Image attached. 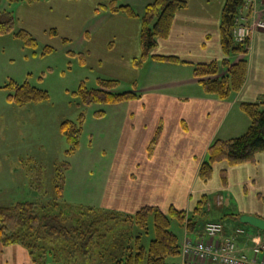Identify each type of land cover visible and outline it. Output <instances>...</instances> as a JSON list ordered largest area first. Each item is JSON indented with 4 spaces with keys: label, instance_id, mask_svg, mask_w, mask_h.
Returning <instances> with one entry per match:
<instances>
[{
    "label": "crops",
    "instance_id": "crops-1",
    "mask_svg": "<svg viewBox=\"0 0 264 264\" xmlns=\"http://www.w3.org/2000/svg\"><path fill=\"white\" fill-rule=\"evenodd\" d=\"M111 1L119 5H128L135 11L136 16L128 15L125 10L117 12L108 10L106 7ZM152 1L39 0L37 2L38 6H42V15L51 16L55 9L58 18L62 20L66 18L73 24L72 36L78 39L80 48L76 51L72 50V56L85 65L94 57V65L98 67L101 65L110 67V63L116 61L113 56L117 57L118 66L107 71L109 78L116 80L117 84L120 78H129L134 86L129 91L138 94L135 99L109 104L118 106L129 103L130 106L120 110L116 115L117 118L112 122L111 130L113 135L117 136L118 144L113 162L115 165V161L119 158L121 165L120 170L114 174L112 169L110 178L106 179L101 193V208L104 209L102 211L126 214L136 213L143 206H155L163 213H166L167 207L168 210L173 207L185 211L187 216L195 215L196 205L191 201L193 190L198 202L201 197L207 195L208 184L211 180L216 181L218 175L224 184L222 185L219 179L211 189L212 192H217L214 198L216 205H222L224 190L231 192L232 194L229 195L238 199L240 191L246 195L250 190L257 198L260 194H264V152L258 153L253 162L235 165L227 161L215 163L209 180H201L198 170L206 156L207 148L215 139L238 136L236 129L231 130L229 135L226 133L219 135L225 120L230 118L234 122L232 113L240 116L238 111H242L241 103L257 102L262 98L264 30H256L253 33L245 54H233L229 57L231 63H234L244 56L247 60V75L240 90L231 92L226 99H219L203 89L200 79L194 75L193 70L195 64L214 61L218 64L221 73L225 71L221 64L224 54L220 45V17L225 0H184L185 5L173 16L168 36L159 39L151 53L155 56H172L178 60L169 61L150 57L136 66L135 61L142 51L140 17L145 6ZM258 2L261 5L264 0ZM260 5L259 8H263L264 4L261 5L262 7ZM14 19L16 25L22 26L19 28L31 34L33 33L29 24L39 22L38 18ZM49 23L46 25L45 22V29L50 31V34L53 36L64 34L60 29L61 22L49 21ZM46 30H43L44 33ZM64 39L68 40L67 36ZM91 44L92 48L88 47ZM113 46L116 51H113ZM147 66L149 75L141 81V71ZM101 116L104 117L105 113L103 112ZM240 117V128L241 130L245 128V131L250 122L247 118ZM148 121L154 123V128L145 129ZM234 125L236 126V122ZM144 145L147 147L146 158L141 157L139 153ZM191 177L194 185L196 183L200 185L197 191L194 185L191 190ZM162 200H165V203ZM207 205L208 203L205 204L204 209H207ZM233 211L240 215L252 214L264 218V207L259 206L256 200L247 207L238 205V209ZM203 212L205 211L201 213ZM200 215L195 218L197 224L192 229L183 225L182 242L185 235L192 236L196 240L203 239L204 224L214 220L200 223ZM215 221H224L227 224L226 233L241 227L226 220ZM242 228L250 234L240 236L237 239V246L239 250L249 254L252 246L249 236L258 234L264 237V234L254 232V227L253 230ZM134 239L136 240V237ZM204 240L210 241L207 238ZM13 249L19 248L13 245L7 251L14 252ZM178 257L177 264H181L182 257L181 255Z\"/></svg>",
    "mask_w": 264,
    "mask_h": 264
},
{
    "label": "rangeland",
    "instance_id": "rangeland-1",
    "mask_svg": "<svg viewBox=\"0 0 264 264\" xmlns=\"http://www.w3.org/2000/svg\"><path fill=\"white\" fill-rule=\"evenodd\" d=\"M38 1L27 4L25 2L8 4L7 0L0 1V8L11 11L14 18H38L39 21L29 24L33 33L30 34L35 39L33 46H27L24 41L12 34L0 36V206H9L22 201L46 204L58 200L75 207H96L99 210H104L101 208V193L106 179L110 178L112 169L114 174L120 170L119 166L121 165L118 161L119 158L115 161V165L113 162L118 144L117 136L113 135L111 126H113V120L117 118V113L130 105L129 103H122L118 106L93 103L84 106L77 91L80 85L87 88L98 87V78L110 79L107 71L118 66L117 57L113 56L116 61L115 63L114 61L111 62L110 67L94 65V57L86 65L80 63L76 57L71 55L72 50L76 51L80 48L78 39L72 36L73 24L66 18L63 20L58 18L55 9L51 16L42 15V6H38ZM263 4L261 3V5ZM259 5L258 1L252 3V7L255 8ZM49 21L61 22L60 29L65 35L53 36L50 34V31L45 29V22L47 25L50 24ZM16 24V28L22 27ZM43 30L46 32L44 33ZM66 36L68 40L64 39ZM91 46L93 45H88L92 48ZM46 47H50V51H45ZM112 49L116 51L114 46ZM145 68L141 71V81L149 75L148 66ZM120 79L116 86L118 92H125L134 88L129 78ZM24 82L46 91L48 98L40 102H30L23 105L9 101L7 95L13 90L6 85ZM103 112L105 113L104 117L101 116ZM238 112L240 116L247 118L250 122L245 113ZM81 113H83L84 120L79 147L75 153L67 155L66 150L69 148V144L60 131V124L65 120L76 121ZM233 114L235 115V113ZM234 115V122L230 118L225 120L219 135H225L224 133L229 135V132L231 133V130L234 129L238 131L236 132L237 135L243 133L245 128L242 130L240 128L241 117ZM235 122L236 126L234 125ZM146 124V130L154 128V123L148 121ZM146 134L148 136V133ZM145 146L139 152L141 157L147 153ZM64 161L69 162V167L64 171L63 192L58 199L54 179L58 168ZM219 179L221 178L218 175L216 181L211 180L208 184L207 195H205L208 205L207 209L203 210L205 212L200 215V223L208 220H226L230 224L253 230L250 225L237 222L227 215L233 213L234 209H238V205L247 207L255 200L259 206L264 207V194L255 198L250 190L246 195L240 191V198L238 199L230 196L231 192L224 190L221 200L223 203L219 206L214 202L217 192L211 190L219 182ZM221 183L224 184L222 179ZM193 185L194 180L191 177V190ZM199 186V183L194 185L195 191L199 189ZM193 194L195 195L194 190ZM194 195L191 201L196 205L197 199ZM162 202L165 203V200ZM76 210L78 209L76 208ZM166 210V214H168V207ZM75 211L69 215L70 224L77 218ZM132 214L134 213L120 214V220L125 219L126 215ZM114 223L115 221H112L109 235L111 240L113 237L116 242L124 239L123 247H125L128 239H132L131 242L133 243L136 236H140L141 243L147 246L155 236L152 216L148 218L146 229L132 220ZM170 230L178 236L181 245L183 225L177 219L171 218ZM254 232L261 233L262 231H257L254 228ZM96 240L101 244L105 238L103 237L101 240L100 236ZM13 245L19 249H13L14 252L7 251ZM102 248L98 243L94 245V264L101 263ZM3 249L0 251V264H25L26 262L37 264L32 259L51 264L49 256L40 258L41 251H39L32 257L28 250L19 244H9ZM66 254V250L61 251V255L65 256ZM77 262L86 264L87 258L82 260L81 257L77 256L73 263L76 264ZM167 262L179 263V257H168ZM88 263L91 264V262Z\"/></svg>",
    "mask_w": 264,
    "mask_h": 264
},
{
    "label": "trees",
    "instance_id": "trees-1",
    "mask_svg": "<svg viewBox=\"0 0 264 264\" xmlns=\"http://www.w3.org/2000/svg\"><path fill=\"white\" fill-rule=\"evenodd\" d=\"M1 1V0H0ZM8 4L14 2L31 3L37 0H7ZM246 0H225L220 17V45L224 54L221 62L224 73L218 69L214 61L194 65L193 73L199 78L203 89L216 95L219 99H226L231 92L241 89L247 75V60L243 57L231 63L229 57L233 54H245L249 41L237 42L233 38V28L236 19ZM258 1V0H257ZM185 5L184 0H153L148 3L141 18V55L135 61L139 66L150 57L177 61L172 56H155L152 51L159 39L168 36L175 12ZM112 12L125 10L128 15L136 16L135 11L128 5H119L111 1L106 7ZM264 16V13H263ZM12 34L21 39L27 46L35 45V39L22 28L15 27V19L11 11L0 8V36ZM45 51H50L46 47ZM98 87L87 88L80 85L78 95L84 106L97 104H114L137 98L135 91L118 92L117 81L114 79H98ZM6 87L12 88L7 99L17 105L30 102H40L48 98L46 91L36 88L27 82L22 84L9 83ZM241 110L249 117L250 123L246 130L227 139H215L207 148L206 156L200 164L198 176L207 180L212 175L213 165L217 162L227 161L231 165L253 162L258 153L264 152V92L260 101L244 102ZM101 115V114H97ZM84 116L81 113L76 121L65 120L60 124V131L66 138L69 148L67 155L75 153L79 147ZM69 162H62L55 175V188L57 198L60 199L64 186V171ZM207 196L201 197L194 209V214L187 216L185 211L169 208L168 214L163 213L155 206H143L136 213L126 215L120 220V214L104 212L97 208L75 207L58 200L42 204L34 201L17 202L9 206H0V251L9 244H19L33 255L40 252V258L50 257L53 264H74L76 257L87 263L94 264V245H101V263L98 264H177L168 263V257L180 255L178 236L170 230L171 218L177 219L181 225L192 229L195 219L204 210ZM78 209L75 211V209ZM77 213V218L70 224V213ZM149 216L153 217L155 236L147 246L141 243V237L136 236L133 243L128 239L123 247L124 239L111 240L109 235L112 221L132 220L146 229ZM233 220L239 222V213H230ZM114 223V224H115ZM256 229V228H255ZM257 231H261L256 229ZM261 233H264L262 231ZM104 237V242H98ZM130 242L128 243V241ZM120 246V247H119ZM66 250V255L61 251ZM37 264L43 261L32 259ZM46 262V261H45ZM76 264H83L77 262Z\"/></svg>",
    "mask_w": 264,
    "mask_h": 264
},
{
    "label": "built area",
    "instance_id": "built-area-1",
    "mask_svg": "<svg viewBox=\"0 0 264 264\" xmlns=\"http://www.w3.org/2000/svg\"><path fill=\"white\" fill-rule=\"evenodd\" d=\"M254 1L257 0H246L236 19L233 38L237 42L249 40L256 30H264V7H252ZM226 230L224 221H208L203 226V239L185 235L180 247L181 264H264L263 236H249L252 246L248 254L238 249L237 239L250 233L242 227H236L229 233Z\"/></svg>",
    "mask_w": 264,
    "mask_h": 264
},
{
    "label": "water",
    "instance_id": "water-1",
    "mask_svg": "<svg viewBox=\"0 0 264 264\" xmlns=\"http://www.w3.org/2000/svg\"><path fill=\"white\" fill-rule=\"evenodd\" d=\"M239 222L248 224L258 230L264 231V218L252 214H241Z\"/></svg>",
    "mask_w": 264,
    "mask_h": 264
}]
</instances>
